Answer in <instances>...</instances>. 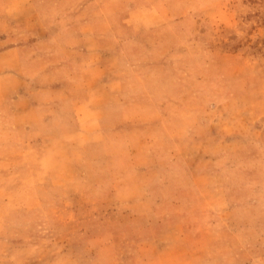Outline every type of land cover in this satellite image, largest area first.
I'll return each instance as SVG.
<instances>
[{
	"label": "rangeland",
	"instance_id": "obj_1",
	"mask_svg": "<svg viewBox=\"0 0 264 264\" xmlns=\"http://www.w3.org/2000/svg\"><path fill=\"white\" fill-rule=\"evenodd\" d=\"M180 1L63 0L49 13L59 39L54 27L101 26L103 16L132 37L119 26L132 6L142 11L131 21L158 28L143 59L127 61L136 65L131 88L111 93L123 124L105 139H85L89 126L76 123L85 90L43 107L24 140L0 131V264H237L264 255V0H184L168 11ZM81 4L92 11L65 13ZM182 212L194 229L165 234L166 215Z\"/></svg>",
	"mask_w": 264,
	"mask_h": 264
},
{
	"label": "crops",
	"instance_id": "obj_2",
	"mask_svg": "<svg viewBox=\"0 0 264 264\" xmlns=\"http://www.w3.org/2000/svg\"><path fill=\"white\" fill-rule=\"evenodd\" d=\"M62 1L0 0V131L6 136L17 133L24 140L39 124L43 107L71 100L83 90L87 98L76 106V123L89 126L85 139L98 142L106 138L108 127L123 124L122 103L119 96L111 98V93L131 88L125 78L136 74V65L131 67L127 61L143 59L149 32L158 27L131 21L132 14L142 11L132 6L128 17L121 20L123 24L119 22L135 33L132 37L121 38L123 31L105 23L103 16L101 26L86 19L75 26L71 21L59 32L54 27L66 38L59 39L49 31L47 18L51 11L58 12ZM183 4L184 0L171 3L167 9L172 12ZM82 6L85 8L81 4L65 13L79 12ZM84 10L92 11L88 6ZM141 30L146 31L144 35ZM51 59L54 66H47L45 62ZM45 78L50 80L43 82ZM185 216L183 212L167 214L160 229L165 234L174 226L194 229ZM147 230L157 229L153 225ZM237 264H264V255Z\"/></svg>",
	"mask_w": 264,
	"mask_h": 264
}]
</instances>
